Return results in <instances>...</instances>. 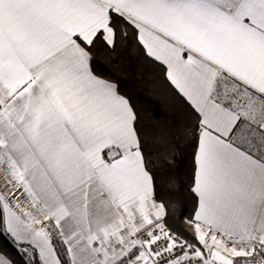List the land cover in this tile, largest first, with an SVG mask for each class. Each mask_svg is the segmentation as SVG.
Instances as JSON below:
<instances>
[{"label":"snow or ice","instance_id":"1","mask_svg":"<svg viewBox=\"0 0 264 264\" xmlns=\"http://www.w3.org/2000/svg\"><path fill=\"white\" fill-rule=\"evenodd\" d=\"M0 264H264V0H0Z\"/></svg>","mask_w":264,"mask_h":264}]
</instances>
